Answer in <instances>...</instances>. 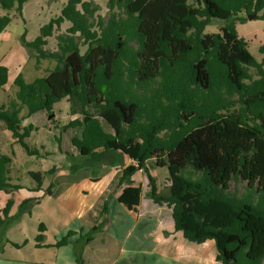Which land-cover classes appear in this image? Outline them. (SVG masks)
I'll use <instances>...</instances> for the list:
<instances>
[{
    "label": "trees",
    "instance_id": "1",
    "mask_svg": "<svg viewBox=\"0 0 264 264\" xmlns=\"http://www.w3.org/2000/svg\"><path fill=\"white\" fill-rule=\"evenodd\" d=\"M27 2L0 0V7L22 13ZM108 7L104 18L93 1L68 0L33 41L25 32L21 40L37 49L38 62L57 64L32 81L23 72L15 77L17 91L0 106V122L29 155H39L26 140L34 125L24 119L46 112L56 124L54 105L67 99L74 118L62 130L81 129L71 136L80 157L74 169L98 175L104 166L122 168L117 200L136 215L143 186L134 176L142 172L148 198L172 208L175 229L188 243L213 239L218 264H264V44L259 62L237 31L248 14L264 20V0H108ZM219 20L218 31L206 32ZM11 21L9 13L0 16V34ZM66 22L59 49L45 50ZM9 77L0 64V96ZM12 163L0 150V191L21 189L12 182ZM158 168L168 169L164 187L153 174ZM30 175L33 190H41L42 174ZM40 198L25 199L15 215L14 199L1 208L0 254L8 243L19 247L7 230ZM101 214L85 241L106 226L108 201ZM39 228L42 246L44 223ZM74 234L44 246H64Z\"/></svg>",
    "mask_w": 264,
    "mask_h": 264
},
{
    "label": "rangeland",
    "instance_id": "2",
    "mask_svg": "<svg viewBox=\"0 0 264 264\" xmlns=\"http://www.w3.org/2000/svg\"><path fill=\"white\" fill-rule=\"evenodd\" d=\"M67 1L28 0L22 13L17 12L16 8L6 11L0 7V16L9 13L12 17L9 26L0 34V64L7 65L10 70L9 82L1 91L0 106L3 103H9L15 97L17 86L14 84V79L20 72H23L28 81H32L36 77L46 75L57 64L53 58H43L38 62L37 49L29 46L21 38L27 31L26 40L33 41L39 35L41 26L46 24L51 17L59 15ZM90 1L99 6L98 13L100 15L104 18L109 17L108 0ZM219 21L209 25L206 32L218 31L223 23L221 20ZM68 26L67 22L64 23L60 31H56L54 36L49 37L48 44L44 46V49L50 52L57 51L59 49L57 34L66 33ZM237 31L247 41L252 55L260 62L262 54L259 49L264 44V20L255 17L244 23H238ZM80 46L82 50L86 47L85 45ZM22 113L25 115L26 110L24 109ZM49 117L48 113L41 112L24 119L23 122L24 125H34L30 137L26 140L39 149V155H29L20 143L15 142L12 133L5 129L3 123L0 122V150L12 155V182L21 185V189H15L16 199L21 196L26 197L28 191L33 190L37 185V181L30 175L31 171L42 174V194L45 193L40 205H34L30 209L31 211H26L27 220L22 221L21 217L8 228V239L17 243L19 247L13 245L5 248L3 254H0L3 259L0 264H34L33 255L36 254H33V249H35L33 243L41 222L49 228V240H52L54 236L61 239L66 226L74 227L85 221L88 224H90L89 221H92L94 225L98 224L106 201H108V206L113 214L119 213L121 210L132 211L129 207L117 202V196L120 193L117 183L122 168L104 166L98 175H94L89 167L74 169L80 157L71 144V136L81 134V129L62 130V127L74 118L70 113V102L63 99L54 105L56 124L55 121H50ZM101 119L107 130L114 131V126H110L103 116ZM45 151H48L50 155L44 156ZM153 174L158 178L162 187L167 185V168L153 170ZM146 177V174L138 172L134 179L137 183H142L144 191L147 193L146 185H144ZM233 185L243 189L245 183H233ZM50 186H52L51 193L47 194L46 191ZM3 192L10 193V191ZM10 198L15 201L14 194H11L8 199ZM147 210L150 211L149 208ZM161 211L167 214V217L170 216V211L166 207ZM26 212L24 213L26 214ZM26 241L28 242L25 243ZM210 248L213 247L206 244V249Z\"/></svg>",
    "mask_w": 264,
    "mask_h": 264
},
{
    "label": "crops",
    "instance_id": "3",
    "mask_svg": "<svg viewBox=\"0 0 264 264\" xmlns=\"http://www.w3.org/2000/svg\"><path fill=\"white\" fill-rule=\"evenodd\" d=\"M128 162L130 163V160ZM144 185H146L148 193L147 177ZM42 192L43 188L39 191L29 190L26 197L21 196L16 199V190L10 191V193L0 191V216H2L1 208L5 206L11 194H14L15 201L10 214L15 215L18 205L24 199L41 197L40 203L36 204L40 205L43 194H45ZM144 192L146 193L142 187L139 214L136 215L131 210V212L121 210V212L113 214L109 208V220L106 226L96 232L94 238L88 242L85 241L83 235H87L94 226L92 221H89L90 224L85 221L74 227L66 226L61 239L69 230L76 231V234L69 238L68 244L60 247L44 246L60 240L56 236L49 240V228L44 223L45 238L41 242L42 246H38L36 240L39 230L35 233L34 264H218L216 260L217 247L213 239L200 244L188 243L183 233L175 229L172 208L165 203H155ZM165 207L170 211L169 217L161 211ZM27 216V212L24 213L21 216L22 221L27 220ZM206 244L213 248L206 249ZM8 246L12 247L13 244L8 243L5 248L7 249ZM78 257L81 258L82 263ZM1 258L2 256H0V261L3 260Z\"/></svg>",
    "mask_w": 264,
    "mask_h": 264
},
{
    "label": "water",
    "instance_id": "4",
    "mask_svg": "<svg viewBox=\"0 0 264 264\" xmlns=\"http://www.w3.org/2000/svg\"><path fill=\"white\" fill-rule=\"evenodd\" d=\"M255 17H258L257 13H251V14L247 15L248 19H252V18H255Z\"/></svg>",
    "mask_w": 264,
    "mask_h": 264
}]
</instances>
